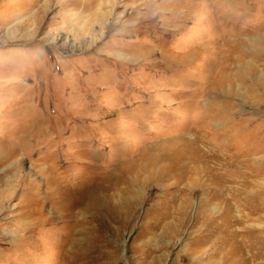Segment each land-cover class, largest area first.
<instances>
[{"label":"rangeland","instance_id":"obj_1","mask_svg":"<svg viewBox=\"0 0 264 264\" xmlns=\"http://www.w3.org/2000/svg\"><path fill=\"white\" fill-rule=\"evenodd\" d=\"M68 1L0 0V264H246L184 187L218 133L264 196V0Z\"/></svg>","mask_w":264,"mask_h":264},{"label":"bare ground","instance_id":"obj_2","mask_svg":"<svg viewBox=\"0 0 264 264\" xmlns=\"http://www.w3.org/2000/svg\"><path fill=\"white\" fill-rule=\"evenodd\" d=\"M105 1L108 4L112 3L111 0H105ZM94 3H96L95 0H82V1H80V0H69L67 2V5L64 4V5H66V9L65 8L64 9L66 11H72V12L74 11V13H79V12L81 13L84 11H91L94 8V5H95ZM112 4H114V2ZM64 5H63V7H64ZM222 112H223V110H222ZM226 130H225V132H226ZM218 131H216V132H218ZM233 134H234V132H233ZM214 136H215L214 138L209 139L208 136L203 135L202 137H196L195 140L193 141V142L200 143L202 145V147H201V152H199L197 150V154H195L196 156L193 155V156H191L190 159H188L190 162H192L194 164L188 166V170H186V171H188V173L186 174V178L188 177V179H189L190 177H193L195 179L189 185L186 184L184 187V190L186 191V193H189V192L191 193V186L192 185L205 184L207 179L209 178L208 176H210L212 174H213V176L215 175L217 177L222 176L223 178L221 177L220 180H218L219 184L215 185L214 188L212 186V188L214 190L211 192H213V195L217 194L222 199V201L224 203L223 204V206H224L223 208L225 210L224 211V213H225L224 225L228 224V222H227L228 217L227 216L229 214L234 213L235 210L239 214H243L242 216H239L240 221L238 222V224H241V225H243V223L246 221V218L250 219L251 218L250 216L252 214L255 215L256 213H263V215L258 214V219H259L258 222L259 223H256L257 225L255 226L256 232L253 233L254 234V240L251 239L250 234H249V233H251V230L250 229L248 230V228H246L244 226H243V229H244L243 231L239 230L237 232H231V233L234 234V237H236V239L238 240V244H237L238 250L237 251L241 254L243 252H245L244 248H247L249 251V254H250L249 258L250 259L247 261L246 264H264V230H263V228H260V229L258 228L261 226V224H262L261 221L264 219V196H260V194L257 193V188H258L260 182H259V180H257L258 177L255 178V176L258 175V173L255 172V175H254V173H251L250 171L246 170L247 168L249 169V167L252 165L251 162L248 161L249 163L246 166L242 165V164L239 165L240 160L236 154H234L233 152L232 153L225 152L227 147L221 146V144L226 142L227 139L224 138L226 136V134H220L219 135L218 133H214ZM230 141H232V140H230ZM226 143H228V142H226ZM160 156H161V154L156 155V157H153L151 159V161L146 160L145 163L143 162L141 164V166H139L141 168L139 170L138 178H141L143 172L147 171L152 165H154V162L158 161L157 159H160ZM251 159H253V158H251ZM180 160H182V158H179V161ZM188 160H186L185 162H187ZM197 161L200 162L199 166L198 165L195 166ZM219 165H223V166L221 168H219ZM227 165L233 166V167H235V165H237V167L241 168V170L235 172L232 169H224V166H227ZM242 166H243V169H242ZM223 169H224L223 173L221 171H219V170H223ZM161 170L163 171V173L168 172V174H167L168 177L172 178L173 168L171 169L172 172L167 168L166 169L165 168L160 169V171ZM124 171H125L124 175L126 176L125 179H128V177L130 175H132V169H127ZM218 173H220V174H218ZM204 174L206 175V177H208L207 179H205ZM250 176H253L254 178L252 177L253 179H250ZM210 177L212 178V176H210ZM211 185H212V183H211ZM258 190H259V188H258ZM259 192H260V190H259ZM206 205H207V202H204L201 204V210L202 211L205 210V208L207 207ZM226 217H227V219H226ZM238 252H236V254Z\"/></svg>","mask_w":264,"mask_h":264}]
</instances>
